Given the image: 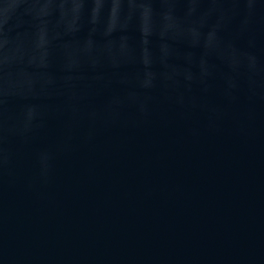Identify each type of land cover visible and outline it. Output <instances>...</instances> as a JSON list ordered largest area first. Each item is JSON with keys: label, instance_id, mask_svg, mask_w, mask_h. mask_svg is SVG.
<instances>
[{"label": "water", "instance_id": "1", "mask_svg": "<svg viewBox=\"0 0 264 264\" xmlns=\"http://www.w3.org/2000/svg\"><path fill=\"white\" fill-rule=\"evenodd\" d=\"M0 264H264V0H0Z\"/></svg>", "mask_w": 264, "mask_h": 264}]
</instances>
